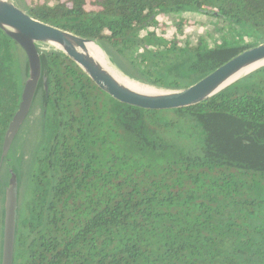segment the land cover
<instances>
[{
    "label": "trees",
    "instance_id": "16d2710c",
    "mask_svg": "<svg viewBox=\"0 0 264 264\" xmlns=\"http://www.w3.org/2000/svg\"><path fill=\"white\" fill-rule=\"evenodd\" d=\"M12 1L157 89L187 87L264 42V0ZM193 10L229 33L179 44L150 30ZM37 47L38 87L0 167V260L11 168L13 264H264V196L251 195L264 192V65L195 105L154 111L113 100L63 53ZM27 71L0 30V156Z\"/></svg>",
    "mask_w": 264,
    "mask_h": 264
},
{
    "label": "water",
    "instance_id": "95a60500",
    "mask_svg": "<svg viewBox=\"0 0 264 264\" xmlns=\"http://www.w3.org/2000/svg\"><path fill=\"white\" fill-rule=\"evenodd\" d=\"M0 30L14 40L27 58V77L21 100L5 131L0 167L12 142L28 116L41 77V59L38 45L52 48L69 58L89 80L113 100L144 110H171L185 108L202 102L264 65V42H256L213 69L195 83L179 89L153 91L128 87L119 83L107 67L87 48L94 41L73 34L30 16L12 0H0ZM252 68L241 76V73ZM238 76V77H237ZM45 85V84H44ZM45 88L47 86L45 85ZM5 186L2 248L0 264H13L15 230L18 209L17 176L9 169Z\"/></svg>",
    "mask_w": 264,
    "mask_h": 264
},
{
    "label": "crops",
    "instance_id": "0c3cea01",
    "mask_svg": "<svg viewBox=\"0 0 264 264\" xmlns=\"http://www.w3.org/2000/svg\"><path fill=\"white\" fill-rule=\"evenodd\" d=\"M182 15V16H181ZM175 15L174 18H171L169 15L162 16V23L164 24L165 28H174L176 30V34H182L183 32L187 31L186 28L190 27L194 32L191 34H184V38L191 41V36L200 38H210L216 42H220L224 34L229 33L228 29L223 30L222 32H215V24L219 21L216 17L207 15L204 13H200L198 16H195L193 19L189 18V20L185 19L184 15ZM164 17V18H163ZM180 17L183 19V23L180 27V29H177L175 24L176 21L180 19ZM191 20V21H190ZM175 35V34H174ZM175 35L173 37L178 36ZM213 41V42H214Z\"/></svg>",
    "mask_w": 264,
    "mask_h": 264
},
{
    "label": "bare ground",
    "instance_id": "6f19581e",
    "mask_svg": "<svg viewBox=\"0 0 264 264\" xmlns=\"http://www.w3.org/2000/svg\"><path fill=\"white\" fill-rule=\"evenodd\" d=\"M88 50L95 55L96 58H98L103 65H105L108 69V71L113 75V77L121 84L127 85L128 87H132L135 89H141V90H150L153 91L154 88L148 85L141 84L139 82H136L134 80L129 79L126 75H124L109 59L108 56L103 52V50L93 42L87 43ZM252 68L247 69L243 73H241L238 76L243 75L244 73L248 72ZM237 76V77H238Z\"/></svg>",
    "mask_w": 264,
    "mask_h": 264
},
{
    "label": "rangeland",
    "instance_id": "374dc122",
    "mask_svg": "<svg viewBox=\"0 0 264 264\" xmlns=\"http://www.w3.org/2000/svg\"><path fill=\"white\" fill-rule=\"evenodd\" d=\"M31 0H26V2H30ZM38 1H40V0H38ZM183 14H185L184 15V17H185V19H187V20H189V18H191V19H193L195 16H198L199 14H200V12H198V11H190V12H186V13H183ZM171 18H174L175 17V15L174 14H170L169 15ZM182 16V15H181ZM164 18V17H163ZM164 20V19H163ZM162 16H160L159 18H158V21L159 22H161L162 23ZM191 21V20H190ZM164 25V24H163ZM235 28H236V26H234ZM233 27V28H234ZM151 29H154V30H156V32L158 33V34H160V35H162V36H164L166 39H172V38H176L177 39V42L179 43V44H183V41L185 40V38H184V34L185 33H189V34H191L192 32H194L190 27H188V28H186V30L187 31H185V32H183L182 34H176V30L174 29V28H165L163 31H162V29H161V27L159 28H156V27H152ZM237 30H239L238 28H236ZM177 35L178 36V38L177 37H173V36H175V35ZM197 38L198 37H195V36H191V43H196V41H197ZM240 42H242V43H247V42H249L251 39L249 38V36L246 34V33H244L243 31H239V35L236 37ZM207 40H210V38L208 37V38H206ZM214 41V40H213ZM42 46V45H41ZM43 47H46V46H43ZM104 52V51H103ZM105 53V52H104ZM106 54V53H105ZM107 56V55H106ZM256 176H258V175H256ZM262 190V189H261ZM251 195L252 196H254V197H260V196H264V192H254V193H251Z\"/></svg>",
    "mask_w": 264,
    "mask_h": 264
},
{
    "label": "built area",
    "instance_id": "2783aa9c",
    "mask_svg": "<svg viewBox=\"0 0 264 264\" xmlns=\"http://www.w3.org/2000/svg\"><path fill=\"white\" fill-rule=\"evenodd\" d=\"M150 30H153V29L150 28Z\"/></svg>",
    "mask_w": 264,
    "mask_h": 264
}]
</instances>
